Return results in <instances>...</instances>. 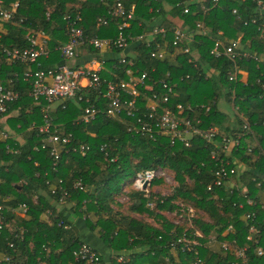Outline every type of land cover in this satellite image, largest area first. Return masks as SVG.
I'll return each mask as SVG.
<instances>
[{
  "label": "trees",
  "instance_id": "trees-1",
  "mask_svg": "<svg viewBox=\"0 0 264 264\" xmlns=\"http://www.w3.org/2000/svg\"><path fill=\"white\" fill-rule=\"evenodd\" d=\"M1 1L6 9L16 2L17 9L13 21L0 20V44L22 48L28 45L29 31L42 30L48 36L49 56L39 58V64L10 63L4 60L0 48V77L5 83L9 78L17 79L14 88L19 92V98L9 104L4 115H11L7 116V125L22 137L16 143L15 153L6 152L4 143L0 142V204L5 207L2 211L5 221L0 228V264H89L85 260L76 261L73 256L85 242L75 233L71 219L75 216L85 221L90 231H97L108 248L116 251L112 255L114 264H264V254L258 256L254 250L257 246L264 248L261 225L264 214L257 212L256 227L261 229L258 243L248 241L252 222L241 216L242 210L235 204L241 200L238 192L242 186L253 198L264 194V156L259 154L260 149L264 150V0H124L126 6L134 5V19L130 20L127 31L146 33L156 23L170 29L182 21L185 29L194 32L187 44L190 53L180 56L177 63L150 58V48L144 44L137 48L139 69H146L154 80L163 78L169 71L177 83V96L171 98V106L180 103L186 109L190 105L193 112L189 117L194 125L216 126L225 134L240 122L231 102L257 123L254 129L260 136L253 151L240 149L234 153L241 163L236 177L239 190L228 186L208 189L216 162L209 154L213 146L203 139L194 136L185 146L179 141L171 144L163 136L151 139L132 134L126 126L130 119L125 115L108 118L100 113L92 122L77 123L75 120L84 104L75 101H65L64 107L58 105L51 113L58 133L70 134L55 168L49 150L35 148L40 144L36 129L29 130L31 125L42 124L40 109L44 101L33 100L29 94L31 84L21 74L29 69H51L61 61L56 46L67 38L63 15L75 14L76 8L87 34L115 36L118 31L115 19L106 26L97 27L95 23L98 16L109 17L108 10L114 0ZM186 6L188 12L183 13ZM197 23L211 33H219L225 42L239 40L243 49L254 54L257 59L236 60L237 68L247 74L245 81L239 74L235 80L228 79L234 63L225 56L216 58L209 54L212 40L197 31ZM167 32L170 41L172 34L170 30ZM189 56L195 63L187 62ZM105 64L107 73L102 76L108 77L112 65L122 73L123 68L115 59H107ZM151 84L160 88L158 82ZM95 97L92 96V101L105 108ZM222 100L230 106L231 114L219 108ZM205 106H209L208 111ZM185 109L180 115L186 113ZM251 141L254 142L252 138ZM81 146L87 147L84 154ZM158 167L173 172L177 182L174 192L159 197L148 189L134 188L132 182L138 173ZM161 179L155 178L149 186L162 182ZM131 184L127 192L130 211L158 218L159 225L117 209L121 206L117 196ZM19 203L27 205L26 213L6 211ZM165 211H176L182 222L174 224L163 215ZM200 211L203 214H198ZM185 212L189 225L183 221ZM59 221L70 227L58 226ZM229 223L235 232H226ZM196 231L200 236L194 234ZM232 239L236 244L231 243ZM225 240L227 248L222 247ZM192 241L197 244L188 243ZM9 242H13L12 248ZM244 246L247 247L245 259L237 255ZM94 250L104 264L102 255ZM3 252L10 255L9 260L1 258ZM116 254L127 259L119 262Z\"/></svg>",
  "mask_w": 264,
  "mask_h": 264
},
{
  "label": "built area",
  "instance_id": "built-area-1",
  "mask_svg": "<svg viewBox=\"0 0 264 264\" xmlns=\"http://www.w3.org/2000/svg\"><path fill=\"white\" fill-rule=\"evenodd\" d=\"M157 1V0H152ZM217 1V0H214ZM134 5L126 6L124 0H114L111 9L108 10L109 17L98 16L95 20L96 26H106L112 19L116 20L117 34L112 37H98L87 34L82 25L83 19L78 10L75 14L65 13L63 19L65 23L66 41L56 46L60 54L61 61L54 68L43 70H26L21 75L24 80L31 84L30 96L36 103L44 101L40 112L42 115V124L38 126L31 125L29 130L36 129L40 144L35 148L48 149L53 156V166L56 168L61 159V148L69 142V136H61L58 129L54 127L51 113L58 105L64 107L65 101L83 102L84 107L77 116V123H89L96 120L97 116L102 113L105 117L112 118L125 115L130 120L127 121V130L132 134L147 136L151 139L156 137H167L171 144L182 142L188 146L192 137L196 136L203 139L213 148L210 150V157L216 162V168L213 171V180L208 185V189L214 186H228L239 190L240 183L236 181L238 176L237 169L240 168L239 161L234 153L240 149H246L251 153L257 138L260 136L255 133L254 126L256 122L249 120L247 115L239 106L231 102L233 113L238 116V122L235 128H231L228 134L221 132L218 127L199 128L192 122L189 113L193 108L188 105L185 107L177 103L170 105L172 97L177 96V83L171 79L170 72L165 73L161 79L154 80L146 69H139L136 65L137 48L144 44L150 48L149 57L155 60H167L177 63V60L183 54L190 53V47L187 45L193 36V31L185 29L182 21L172 25L170 29L156 23L151 25L146 33H133L130 30V20L134 19ZM204 8V7H203ZM17 3L11 4L10 8L3 7L0 0V20L11 22L15 19ZM183 13L188 12V7H184ZM22 21V19H20ZM141 23L139 22L138 25ZM197 31L203 36H209L212 40L209 54L213 57L225 56L231 60L235 67L228 73L229 80L240 79L246 80V72L239 70L236 66V60L244 57L255 58L247 50L242 48L239 40L225 42L219 33H211L208 28L203 27L200 23L195 25ZM171 31L172 38L169 41L168 32ZM264 32V31H263ZM1 37V34H0ZM28 45L22 48L8 47L0 44L4 60L10 63H37L41 57L49 56L47 47L48 36L42 31H29L26 35ZM114 48L118 52H114ZM94 51L93 53L89 52ZM107 59H115L119 66H122V73L119 74L116 66L112 65L108 77L102 76L107 73ZM188 63H193V57H187ZM195 63V62H194ZM154 71V68L151 69ZM104 72V73H103ZM16 76V75H15ZM18 77V76H16ZM189 77L188 74L185 75ZM17 80V79H16ZM13 78L8 82H3L0 77V142L4 143V149L8 153L17 151L16 143L22 141L21 138L15 137L7 129V116L4 115L10 103L19 98V92L14 88ZM158 82L160 88H155L151 82ZM162 91V92H161ZM103 102L105 108L101 109V104L92 101V96ZM234 99V96H232ZM206 111L209 106L204 107ZM185 110L184 115L182 112ZM196 122H199L197 120ZM264 124V123H263ZM35 127V128H34ZM251 138L254 142L251 141ZM87 147H80L82 154ZM259 154L264 156V150L260 149ZM237 164H239L237 166ZM165 171L158 167L147 169L138 173L133 179V186L138 190H147L148 185L155 178L163 177ZM260 186V183H258ZM240 201L235 203L238 209L242 210L241 216L252 222L249 227V234L246 239L258 243L261 229L257 228V212L264 214V194L256 199L246 192V187L242 186L238 192ZM5 209L0 204V228L5 221V215L2 212ZM9 213H26L27 205L19 203L15 206H9L6 210ZM191 211V210H190ZM48 212V211H47ZM50 214V212H48ZM174 221V224H180L182 217ZM58 226L68 229L69 224L62 221L57 223ZM264 227V218L261 220ZM226 232H235L231 223L225 228ZM195 235L200 236L199 232ZM185 235V234H184ZM183 239H178L182 241ZM236 244L235 239L230 240ZM228 242V241H227ZM226 240L222 243L223 248H227ZM196 245V241L188 242ZM13 247V242H9V248ZM246 246L238 251V256L245 259ZM255 253L258 256L264 254V248L255 247ZM3 252L2 259H10V255ZM74 259L85 260L89 264H101L99 256L95 250L85 242L81 243L73 252ZM116 260L119 262L127 259L125 255L116 254Z\"/></svg>",
  "mask_w": 264,
  "mask_h": 264
},
{
  "label": "rangeland",
  "instance_id": "rangeland-1",
  "mask_svg": "<svg viewBox=\"0 0 264 264\" xmlns=\"http://www.w3.org/2000/svg\"><path fill=\"white\" fill-rule=\"evenodd\" d=\"M219 108L226 113H229V114L232 113L230 106L227 103H225L223 100L220 101ZM12 114L14 116L15 113H12ZM7 129L15 137H19L22 139L21 134H18L16 131L10 129L8 125H7ZM164 171H165V173H164L163 177H161L162 182L155 184V185H152V186L148 185V187H147L148 191L152 192L153 194H156L159 197H165V196L170 195L172 192H174V188L177 186V182L174 179L173 172L170 171L169 169H166ZM128 179H130V177H128ZM131 187H132V184L129 186H126V188H124V191H122V193L117 196L116 201L118 203H120V205H121L120 207H117V209H119L123 214L136 217V218L141 219V220L148 222V223H152V224L156 223V225H159L160 220L158 218L154 219L153 217L148 216L146 214H139V213H135V212L130 211L129 206L131 204V200L129 199L127 192L129 191V189H131ZM152 205H153V203L149 204V206H152ZM198 214L201 215L203 213L200 211V212H198ZM163 215L172 222L176 221L177 219H180L179 218L180 215H179V213H176V211H167V212L165 211V212H163ZM183 221H184L185 225H186V223H187V225L190 224V222L187 220L186 212L184 213ZM181 222H182V219H181Z\"/></svg>",
  "mask_w": 264,
  "mask_h": 264
},
{
  "label": "crops",
  "instance_id": "crops-1",
  "mask_svg": "<svg viewBox=\"0 0 264 264\" xmlns=\"http://www.w3.org/2000/svg\"><path fill=\"white\" fill-rule=\"evenodd\" d=\"M69 207V206H67ZM64 209V208H63ZM66 214H68L69 210L65 208ZM72 225L74 226L76 235L83 241L87 242L90 246L96 249L104 258V264H114L112 261V255L116 252L110 248H108L103 240L99 237L97 231H90L87 228L85 221L80 220L79 218L72 217ZM72 264V263H70ZM145 264V263H138Z\"/></svg>",
  "mask_w": 264,
  "mask_h": 264
}]
</instances>
